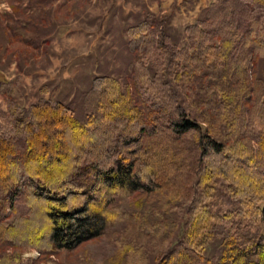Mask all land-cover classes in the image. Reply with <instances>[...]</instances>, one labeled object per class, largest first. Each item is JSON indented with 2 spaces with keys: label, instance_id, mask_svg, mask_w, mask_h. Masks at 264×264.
<instances>
[{
  "label": "trees",
  "instance_id": "16d2710c",
  "mask_svg": "<svg viewBox=\"0 0 264 264\" xmlns=\"http://www.w3.org/2000/svg\"><path fill=\"white\" fill-rule=\"evenodd\" d=\"M158 24L132 29L136 82L95 76L83 119L19 106L0 72V264L113 224L105 264H264V0H215L182 50L155 46Z\"/></svg>",
  "mask_w": 264,
  "mask_h": 264
},
{
  "label": "rangeland",
  "instance_id": "374dc122",
  "mask_svg": "<svg viewBox=\"0 0 264 264\" xmlns=\"http://www.w3.org/2000/svg\"><path fill=\"white\" fill-rule=\"evenodd\" d=\"M214 2L50 0L43 5L35 0H0V72L17 82L19 106L28 108L48 96L69 104L83 119L84 95L95 76L136 82L142 62L132 49L133 28L153 16L160 24L155 46L182 50L192 45L188 26L203 19ZM259 67L264 77V58ZM0 111L9 112L6 95H0ZM26 211L21 207L20 212ZM120 229L113 224L103 237L73 251L43 256L38 250L27 251L23 264H105L117 252L111 236ZM218 247L216 242L212 251Z\"/></svg>",
  "mask_w": 264,
  "mask_h": 264
}]
</instances>
